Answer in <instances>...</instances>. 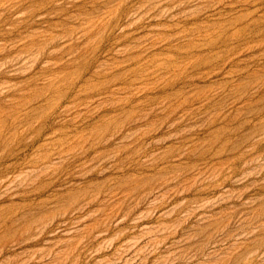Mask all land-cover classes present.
<instances>
[{
  "label": "rangeland",
  "instance_id": "obj_1",
  "mask_svg": "<svg viewBox=\"0 0 264 264\" xmlns=\"http://www.w3.org/2000/svg\"><path fill=\"white\" fill-rule=\"evenodd\" d=\"M0 264H264V0H0Z\"/></svg>",
  "mask_w": 264,
  "mask_h": 264
}]
</instances>
